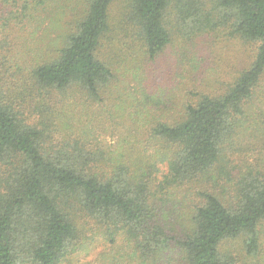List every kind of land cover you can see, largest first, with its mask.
I'll return each instance as SVG.
<instances>
[{"label": "trees", "instance_id": "1", "mask_svg": "<svg viewBox=\"0 0 264 264\" xmlns=\"http://www.w3.org/2000/svg\"><path fill=\"white\" fill-rule=\"evenodd\" d=\"M116 1L0 0V264H264V149L235 159L264 148V0H123L134 67L111 36ZM221 32L253 46L222 92L174 109L141 79L179 37ZM99 113L123 119L116 148Z\"/></svg>", "mask_w": 264, "mask_h": 264}, {"label": "rangeland", "instance_id": "2", "mask_svg": "<svg viewBox=\"0 0 264 264\" xmlns=\"http://www.w3.org/2000/svg\"><path fill=\"white\" fill-rule=\"evenodd\" d=\"M122 9L123 0L116 1L112 9L113 31L111 36L112 39L115 40V46L119 50L120 56L119 60L116 55L115 58L118 61H123L125 58L126 61L123 63L124 66H126L134 57V67L136 65H141L145 57L141 54L139 49H136V52L131 50L125 43L126 39H123V37L122 40L118 39L121 35L126 34L124 31V18L121 15ZM43 31L45 30L42 29L37 35L42 36ZM52 34H54V32ZM14 38L17 42H21L20 33L15 32ZM47 42L46 40L39 45L42 47V51L39 50V46H35L31 43L28 46L30 59L37 56L40 58V56L44 55L46 51L45 45H49ZM111 53L109 47L105 48V54L114 57ZM252 56L253 46L238 38L228 37L223 32L218 34L206 33L192 40H183L179 37L177 41L169 45L156 60L148 59L145 62L144 75H141V79L145 81L149 89L152 86L151 82L158 80L157 82L160 84L161 90L163 91L162 96H160L162 98L161 100L166 103L169 102L170 105L167 103L168 106L176 109L180 102H184V100L192 96L195 98L196 94H217L222 92L221 90L225 86L224 83L231 82L239 70L248 66ZM123 63L116 62L115 67L119 68V65L121 66ZM124 79L122 85H126L130 92H135L134 88L138 89L139 79L131 75H127ZM133 95L140 97L139 92H135ZM166 103H164V105ZM129 114L130 112L126 113L125 120L127 124L131 125L132 121H135L137 117H131ZM163 115L162 111L154 110L148 118H153L152 122H154L157 121V119H164ZM165 117L168 118L167 116ZM108 118L109 116H106V114L99 113L96 118V120H99L97 125L105 143L111 146V148H116L118 143L120 144L121 138H123L121 134L124 128L119 124L123 119L116 114L107 121ZM144 122V118L140 120L141 124ZM146 125H150V123L148 122ZM137 135L141 136V133ZM135 138L137 137L134 136V139ZM256 143V147L243 145L241 152L242 156L238 155L235 157L237 162L245 159L254 163L259 157V152L264 149L262 146L263 142ZM238 165H240V163ZM178 202L180 203L178 206L179 209L186 213L189 212L191 207L188 204L189 202L186 203L188 205L185 206V208V200H178ZM233 241L234 240H231L230 243H227V247H242L243 239H236V244H232Z\"/></svg>", "mask_w": 264, "mask_h": 264}]
</instances>
